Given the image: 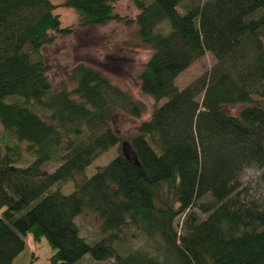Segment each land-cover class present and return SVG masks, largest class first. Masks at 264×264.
<instances>
[{
    "label": "trees",
    "instance_id": "obj_1",
    "mask_svg": "<svg viewBox=\"0 0 264 264\" xmlns=\"http://www.w3.org/2000/svg\"><path fill=\"white\" fill-rule=\"evenodd\" d=\"M116 2L60 5L80 26L132 21L150 49L139 88L164 101L127 139L111 118L117 108L138 115V104L101 72L79 62L71 88L53 86L41 49L72 32L56 5L0 0V264L12 263L27 233L46 237L51 264L85 255L109 264H264V202L240 196L245 168L264 183V0H132L131 20ZM205 52L215 63L178 88L176 76ZM235 103L237 113L224 111ZM52 159L56 167L43 169ZM67 181L72 191L63 193ZM85 212L99 220L92 244L75 221ZM128 230L145 247L130 248Z\"/></svg>",
    "mask_w": 264,
    "mask_h": 264
},
{
    "label": "rangeland",
    "instance_id": "obj_2",
    "mask_svg": "<svg viewBox=\"0 0 264 264\" xmlns=\"http://www.w3.org/2000/svg\"><path fill=\"white\" fill-rule=\"evenodd\" d=\"M51 1L56 5L54 12L59 14L62 24L68 25L72 30L68 35H58L53 43L45 45L41 49L42 58L50 65L48 75L53 86L59 87L64 82L71 88L73 84L68 81V75L70 69L79 62L101 72L138 104V115L135 116L128 110L117 108L111 118V126L123 139H127L136 131L139 122L148 118L153 109L164 101L163 99L154 100L151 96L142 93L139 88L137 76L150 54V49L138 43L135 35L136 25L132 21H110L100 26H80L74 9L60 5L62 0ZM115 10L130 20L137 13L132 0H117ZM160 28L167 30L166 24H162ZM214 63L215 59L211 54L205 52L202 57L193 61L176 76V86L183 88L196 77L207 73ZM242 106V103L225 104L223 109L227 113L235 114ZM123 146L128 149L124 143ZM20 147L23 159H31L32 156L25 149V143H22ZM120 149V144H116L101 153L87 166L86 175L94 173L98 165L110 161ZM25 162L22 160L19 164ZM57 164L58 161L52 159L43 164V169H53ZM240 183V196L244 202H264V183L260 181L259 170L256 167L245 168L240 175ZM70 191H72L70 181L61 184V192L68 193ZM75 221L80 234L89 243L92 244L98 239L99 220L93 212L80 214L75 218ZM180 221L181 217L175 221L177 228L181 225ZM127 232L126 244L130 248L145 247L143 236L139 234L136 237H130L128 235L131 231ZM24 240V248L15 256L11 264H51L49 257L54 250L46 237L42 236L38 240H34L27 233ZM76 264H109V262L106 260L95 261L89 255H85Z\"/></svg>",
    "mask_w": 264,
    "mask_h": 264
}]
</instances>
